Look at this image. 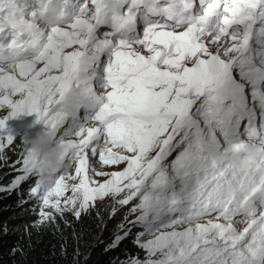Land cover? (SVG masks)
<instances>
[{
    "label": "snow or ice",
    "instance_id": "1",
    "mask_svg": "<svg viewBox=\"0 0 264 264\" xmlns=\"http://www.w3.org/2000/svg\"><path fill=\"white\" fill-rule=\"evenodd\" d=\"M0 110V158L21 113L71 137L74 174L0 188L39 177L38 223L136 199L124 264H264V0H0Z\"/></svg>",
    "mask_w": 264,
    "mask_h": 264
},
{
    "label": "trees",
    "instance_id": "2",
    "mask_svg": "<svg viewBox=\"0 0 264 264\" xmlns=\"http://www.w3.org/2000/svg\"><path fill=\"white\" fill-rule=\"evenodd\" d=\"M18 201L15 194L0 192V264H119L128 254L142 255L132 235L106 251L113 233L120 231L117 226L127 221L122 208L111 215L105 198L79 218L71 213L53 214L54 220L32 228L27 225L33 219L30 203ZM8 224L13 232L2 231Z\"/></svg>",
    "mask_w": 264,
    "mask_h": 264
},
{
    "label": "rangeland",
    "instance_id": "3",
    "mask_svg": "<svg viewBox=\"0 0 264 264\" xmlns=\"http://www.w3.org/2000/svg\"><path fill=\"white\" fill-rule=\"evenodd\" d=\"M8 111H10V109H8ZM7 112L6 110H0V117L6 115ZM7 124V128L4 131H10V133L14 136L15 141L12 145L6 147V149L4 150L3 153V158H0V188H4V189H8L9 186L12 184V182L15 180V178L18 175H21L22 173L18 172L16 169L20 168L21 165L19 164H15L16 161L21 159V154L25 152V146H24V140L25 138H27L30 135H34L37 131H40L44 128H46V125L42 122V121H22L21 125H18L17 123H15L14 121H11L10 118L6 121ZM62 131H59L57 133L58 136H60L62 134ZM174 158L171 157L170 159ZM90 163L91 165L93 163H98V165H100L101 169L98 170H103V171H111V170H115V169H120L125 164H120V165H115V166H102L99 162H98V157L96 158H91L90 157ZM6 165V169H3V166ZM94 166V164H93ZM120 167V168H119ZM74 169H75V164L73 163L72 167L67 169L70 173L74 174ZM39 177L37 176H30L27 180L21 182V184L17 187L14 188L10 191H0V192H4L10 195L15 194L17 196V198H19L20 201H18L17 203H22L23 202H29L30 203V214L33 216V219L28 221L27 225L29 226L28 228H32L35 225L39 224L38 221L40 220V201L32 196L30 194V189L31 187L35 186V182ZM97 179L99 180H103L105 179L104 177H98ZM69 183H72V181H70ZM66 196H71L72 193L69 190L66 194ZM105 199L108 201V203H110V207H116L118 210H120L122 208V210L125 212L124 214V219L125 216L127 215L128 220H132L134 219L135 215L137 214H130L129 213V209L131 207H133L135 204H137L139 201L134 199L132 202H130L129 205L126 206H119L117 204H115V201L113 200L112 197H105ZM98 201V200H97ZM45 211L48 212H53L52 209L50 208H46L44 209ZM64 213H71L74 214L73 211H65ZM53 214H58V213H54ZM60 215V214H58ZM239 220V218H237ZM241 219V218H240ZM236 224V227L241 228L243 227V225H238ZM5 228L7 231H11L13 232L15 229L11 227L10 224H8L7 226H3L2 231L5 232ZM143 228L140 225H137L135 227H132L131 229V233L130 235H132L135 239L136 233L142 231ZM118 233V231L114 232L112 237L115 238V235ZM122 234V233H121ZM129 236V235H128ZM111 237V238H112ZM114 240V239H113ZM136 245V244H135ZM139 248V247H138ZM140 249V248H139ZM141 251V256L139 257L141 260L146 259V252L142 249H140ZM128 259V258H127ZM127 259L119 261V264H124L125 261H127Z\"/></svg>",
    "mask_w": 264,
    "mask_h": 264
},
{
    "label": "clouds",
    "instance_id": "4",
    "mask_svg": "<svg viewBox=\"0 0 264 264\" xmlns=\"http://www.w3.org/2000/svg\"><path fill=\"white\" fill-rule=\"evenodd\" d=\"M70 139V136H58L56 131L46 127L25 138V152L38 161L45 175H52L72 167L67 145Z\"/></svg>",
    "mask_w": 264,
    "mask_h": 264
},
{
    "label": "bare ground",
    "instance_id": "5",
    "mask_svg": "<svg viewBox=\"0 0 264 264\" xmlns=\"http://www.w3.org/2000/svg\"><path fill=\"white\" fill-rule=\"evenodd\" d=\"M10 120H11V121H14V122L17 123L18 125H21V122H22L23 120H24V121L28 120L29 122H30V121H34V120H36V114H35V113H32V114L21 113V114L15 116V117H11ZM93 164H94V166H95L96 168L101 169V168H100L101 166L98 165V163H93ZM93 164H92V166H93ZM122 166L125 167V165H122ZM123 167H122V168H123ZM119 168H120V167H119ZM122 168H120V169H115V170H121ZM111 171H113V170H111ZM237 218L240 219V217H237ZM238 225H240V224H238ZM238 225H237V226H238Z\"/></svg>",
    "mask_w": 264,
    "mask_h": 264
}]
</instances>
